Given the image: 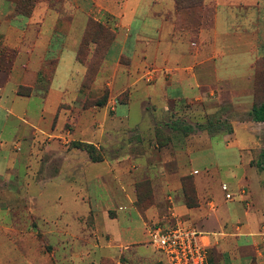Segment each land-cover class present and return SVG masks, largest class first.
Segmentation results:
<instances>
[{
    "label": "crops",
    "instance_id": "1",
    "mask_svg": "<svg viewBox=\"0 0 264 264\" xmlns=\"http://www.w3.org/2000/svg\"><path fill=\"white\" fill-rule=\"evenodd\" d=\"M175 11V2L170 0H62L57 7L50 0H39L31 14L26 16L18 14L12 0H0V49L9 46L15 51L8 69V75L14 81L15 96L26 98L27 102L38 96L44 102L52 94L59 98L58 104L65 91L80 97L94 50L86 61L78 59V52L91 17L112 23L115 32L104 63L96 74L100 76L92 92L97 91V81L101 77L115 82L117 75L120 77L118 91L129 89L128 99L118 103L113 114H108L107 108L101 110L108 126L113 129L119 124L124 128L142 126L145 133L151 135L152 131L148 132L153 124L152 114L145 108V103L152 104L162 113H169L174 102L205 103L218 95L216 89L223 84L241 88L242 94L249 95L250 92L243 88H249L252 76L257 75L258 63L264 61V0H204V13L197 29L182 25ZM50 60L55 61V68L48 89L36 88L43 66ZM73 75L76 76L75 83L69 86ZM62 79L64 81H60ZM20 85L34 90L30 95H20ZM3 90L0 85V136L9 127L11 117L21 119L14 110L1 105ZM133 103L138 105L139 118L130 122ZM27 114L26 109L23 115ZM25 123L38 128L37 124ZM263 124L264 121L253 119L235 121L232 131L223 134L225 148L229 149L230 143V148L236 150L225 157L224 178L217 171L200 175L191 166L193 151L189 156H183L182 163L176 168L167 164L173 153L160 152L154 157L161 161L156 165L157 186L161 193L157 209L161 213L174 210L204 234L210 264H264V151L259 146L264 142V134L257 128L264 129ZM12 128L16 136L18 126ZM82 129L88 132L84 127ZM103 130L95 137L97 140L90 141L106 147L119 141L114 134ZM90 131L86 135H90ZM1 145L7 146L0 140V148ZM247 145L259 146V150L253 151ZM148 155L146 152L145 160ZM18 158L11 152L1 151L0 175H4ZM137 159L141 158L129 153L119 161L103 159L87 164L75 156L71 159L73 166L70 169L79 174L78 178L72 182L62 177L44 178L38 185L42 190L59 180L69 186L80 183L79 193L92 190L91 183L95 182L97 189L107 192L98 207L125 208L122 221L112 218L117 221L113 236L107 240L98 237L91 242L95 259L90 264H102L104 256L113 264L166 262L163 253L150 239L149 227L155 222H146L140 212L133 211L130 188L119 178L122 174L133 176L134 170L143 169L146 163ZM98 164L105 167L98 169L92 179L90 170ZM188 174L193 175L195 182V196L191 203L183 194H175L182 191L180 177ZM100 176L106 179L98 180ZM169 191L171 195L163 197V193ZM227 193L231 194L230 198ZM28 196L32 204L29 214L38 216V222L56 225L58 221H52L37 211L36 196ZM77 199L84 203L78 194ZM135 229L141 232L140 237L133 233ZM79 236L72 233L69 240H78ZM78 245L79 242L74 249L64 253L71 255L76 263L81 255L87 256L90 252H83Z\"/></svg>",
    "mask_w": 264,
    "mask_h": 264
},
{
    "label": "rangeland",
    "instance_id": "2",
    "mask_svg": "<svg viewBox=\"0 0 264 264\" xmlns=\"http://www.w3.org/2000/svg\"><path fill=\"white\" fill-rule=\"evenodd\" d=\"M14 1L18 4L17 11L28 16L39 0ZM50 1L56 7L62 2V0ZM170 1L175 2V13L180 23L197 29L204 13V0ZM90 19L93 22L84 32V42L79 57L88 58L94 50L95 59L92 65L90 64L89 75L85 76L79 98L68 91L61 96L59 104V98L52 94L44 102L38 96L32 97L28 102L26 98L16 97L14 81L8 75L10 58L15 51L9 46L0 49L2 70L0 85L4 88L1 92L3 95L1 105L11 108L21 118L11 117L9 127L4 135L0 136V140L7 145L6 147L1 145L0 152H11L19 156L15 164L10 165L4 175H0V264H90L95 259L91 252L93 248L91 242L98 237L107 240L113 236L117 221L112 218L122 221L125 208L106 205L104 208L98 207L97 205L104 202L107 192L97 189L95 182L91 183L95 193L90 189L77 193L82 188V184L69 186L61 180L39 190L38 185L44 178L62 177L63 180L70 182L78 178L79 174L70 169L73 166L71 159L75 156L79 161L89 164L103 159L119 161L129 153L135 154L141 158L136 161L146 165L143 169L134 170L133 176L129 174L119 176L121 182L130 188L128 192L132 199L133 211L140 212L146 222H155L151 223L153 227L166 226L174 223L176 218H183L174 210L161 213L160 209H157L160 207L158 201L161 193L157 186L156 165L161 161H157L155 155L160 152L173 153L174 156L167 164L168 167L176 168L182 163L181 158L189 156L193 151L191 166L197 169L200 175L217 171L224 178L226 168L224 164L227 161L225 157L234 154L236 150L230 148V143L227 147L229 149L225 148L227 145L223 134L232 131L235 121L253 119L251 106H258L264 101V61H261L257 75L252 76L251 84L248 86L250 90L243 88L245 92H250L249 95L242 94L241 88L223 84L216 89L218 95L209 98L205 103L174 102L169 113H162L152 104L145 103V108L152 114L153 124L148 132L152 131L151 135L148 136L142 126L124 128L119 124V128L116 125L113 129L108 126L109 122L103 117L101 110L107 108L108 114H113L117 104L128 99L129 89L118 91L120 77L117 75L115 82L113 79L101 77L97 81V91L92 92V87L100 76L96 74L104 63L105 53L115 37V32L112 23H104L94 17ZM66 21L68 22V19ZM54 68V60L46 62L41 71L42 75H39L37 80L36 88L48 89L54 76L52 75ZM75 78L76 76L73 75V79L68 83L69 86L74 85ZM33 90L32 87L20 85L18 93L30 95ZM26 109L28 114L23 115ZM41 109L45 112L41 113ZM138 118V105L133 103L130 122ZM26 121L37 124L38 128H31L25 123ZM10 126H18L17 137L13 135V128ZM83 127L88 132L91 130L90 135H86L88 132L85 133ZM257 128L264 134V129ZM102 129L105 133L114 134L119 141L110 147L91 142L90 140H94ZM32 130L34 133H31ZM208 137L211 138L207 139ZM81 142L94 145L93 157L85 148L78 146ZM247 146L253 151L259 150L260 146V150L264 151V142L259 146ZM146 152L149 154L148 160L144 159ZM104 167L105 165L99 164L93 166L90 170L92 179H95L98 169ZM86 177H89V174ZM102 178L106 179L100 176L98 180ZM180 182L182 191L175 194H183L187 202L191 203L195 196L193 175H183L180 177ZM29 194L37 198V200L35 198L38 204L37 211L40 210L52 221H58L56 225L38 222L36 221L39 219L38 216L29 214V206L32 205L28 200ZM77 194L83 198L84 203L75 200ZM166 195H171V192L163 193V197ZM16 197L19 199L14 200ZM72 233L80 235L76 242L69 240L70 237L72 238ZM133 233L138 237L141 236V232L136 229ZM78 242L77 247H81L83 252L85 250L90 252L87 256H80L83 262L79 258L76 263L71 255L64 253L68 249H74ZM211 257L214 258L213 253ZM103 258L102 264H113L107 256Z\"/></svg>",
    "mask_w": 264,
    "mask_h": 264
},
{
    "label": "built area",
    "instance_id": "3",
    "mask_svg": "<svg viewBox=\"0 0 264 264\" xmlns=\"http://www.w3.org/2000/svg\"><path fill=\"white\" fill-rule=\"evenodd\" d=\"M226 196L230 198L231 194ZM149 235L153 245L165 256V264H210L204 234L182 218L166 226H150Z\"/></svg>",
    "mask_w": 264,
    "mask_h": 264
},
{
    "label": "trees",
    "instance_id": "4",
    "mask_svg": "<svg viewBox=\"0 0 264 264\" xmlns=\"http://www.w3.org/2000/svg\"><path fill=\"white\" fill-rule=\"evenodd\" d=\"M13 2H15L14 0H13ZM16 3V2H15ZM16 9H18V4L16 3ZM18 12V14H22V15H26V14H24V13H22V12H20V11H17ZM27 16V15H26ZM29 16V15H28ZM93 21H91V19H89V22H88V25H87V28H88V26L92 23ZM87 30V29H86ZM113 41V40H112ZM83 42H84V38H83ZM112 43V42H111ZM110 43V44H111ZM83 45V44H82ZM96 46H97V44H96ZM82 47V46H81ZM80 47V48H81ZM79 52H80V49H79ZM78 52V59L79 60H81V61H86L87 60V58H85V59H82V58H80L79 57V53ZM95 53V52H94ZM94 53H93V56H92V58H91V62H90V64L92 65V61H93V59H95V55H94ZM260 63V62H259ZM259 63H258V65H257V72H258V66H259ZM91 65H89V69H90V66ZM89 69H88V75H89ZM251 115H252V118H253V120L254 121H259V122H262V121H264V101L260 104V105H258V106H254L253 108H252V110H251ZM78 146H80V147H82V148H85L89 153H90V156L91 157H93L92 155H93V149L95 148L94 147V145L93 144H90V143H85V142H81V143H79V145ZM95 161H96V159H94ZM97 161H99V160H97Z\"/></svg>",
    "mask_w": 264,
    "mask_h": 264
}]
</instances>
